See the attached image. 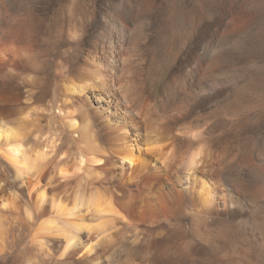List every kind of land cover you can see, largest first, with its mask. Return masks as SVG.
Returning <instances> with one entry per match:
<instances>
[{
  "label": "bare ground",
  "instance_id": "6f19581e",
  "mask_svg": "<svg viewBox=\"0 0 264 264\" xmlns=\"http://www.w3.org/2000/svg\"><path fill=\"white\" fill-rule=\"evenodd\" d=\"M7 6L0 16V254L17 231L33 264H122L125 232L132 243L155 234L166 241V229L185 218L212 243L210 227L232 220L243 235H264V224L249 219L263 206V191L247 179L255 165L203 145L205 130L194 122L227 91L229 76L199 73L197 58L170 74L158 95L135 96L132 48L104 15L84 56L56 59L59 43L42 30V16L16 0ZM131 16L121 10L120 22ZM54 118L60 132L44 130Z\"/></svg>",
  "mask_w": 264,
  "mask_h": 264
},
{
  "label": "rangeland",
  "instance_id": "374dc122",
  "mask_svg": "<svg viewBox=\"0 0 264 264\" xmlns=\"http://www.w3.org/2000/svg\"><path fill=\"white\" fill-rule=\"evenodd\" d=\"M7 2L0 0L2 18ZM16 6L42 16V30L59 43L56 59L84 56L104 15L108 29L132 48L128 68L135 96L158 95L170 74L186 71L197 58L204 60L199 73L229 76L227 91L194 122L205 130L203 145L255 165L247 179L251 190L263 191V206L249 219L264 224V0H16ZM124 9L131 11V23L120 22ZM54 64L50 61V70ZM42 124L44 130H61L55 118ZM210 229L213 243L203 228L192 229L189 218L181 227L167 228L166 241L155 234L149 243H132L125 232L117 259L122 264H264V235H243L238 220ZM36 259L17 231L0 254V264H33Z\"/></svg>",
  "mask_w": 264,
  "mask_h": 264
}]
</instances>
